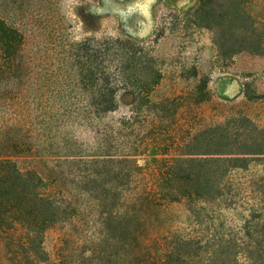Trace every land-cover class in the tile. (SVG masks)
Instances as JSON below:
<instances>
[{
	"label": "rangeland",
	"instance_id": "obj_1",
	"mask_svg": "<svg viewBox=\"0 0 264 264\" xmlns=\"http://www.w3.org/2000/svg\"><path fill=\"white\" fill-rule=\"evenodd\" d=\"M199 4L200 0H0V20L24 40L13 72H0V155L12 153L22 170L38 169L47 175L49 187L60 185V197L72 205L73 214L45 232L47 260L38 264H131L130 248L119 238L113 244L102 241L94 222L97 213L85 205L92 203L82 194L88 171L95 168L91 162L98 161L101 169L103 161L136 162L140 175L120 180L132 185L130 191H122L127 203L153 184L158 160L163 159L141 146L156 137L154 133L168 128L172 135L185 137L244 117L264 129V57L242 52L220 58L213 30L195 24ZM246 9L264 24V0H248ZM89 40L132 41L151 49L162 79L150 99L173 101L177 115L159 127L146 114L138 125L129 123L136 117L137 103L128 89L118 92L115 111L85 113L91 97L80 89L72 54ZM136 151L139 156H134ZM125 166L117 165L116 173ZM226 184L218 199L164 203L151 212L139 229L148 234L144 251L152 257L147 264L164 259L175 237L198 241L203 249L224 241L248 243L245 232H254L264 207V157L246 170L232 171ZM0 258L2 264H16L4 244Z\"/></svg>",
	"mask_w": 264,
	"mask_h": 264
},
{
	"label": "trees",
	"instance_id": "obj_2",
	"mask_svg": "<svg viewBox=\"0 0 264 264\" xmlns=\"http://www.w3.org/2000/svg\"><path fill=\"white\" fill-rule=\"evenodd\" d=\"M247 2L200 0L193 14L195 24L213 30V43L224 60L242 52L264 57V24L260 25L247 11ZM23 42L17 30L0 20V72H13ZM72 55L80 89L91 97L85 113L115 111L118 92L128 89L135 94L137 103L136 117L129 123L138 125L146 114L159 127L165 119L172 120L177 115L178 107L173 101L154 103L150 99L162 73L153 51L146 46L132 41L89 40L77 45ZM162 131L164 135L154 133L156 137L141 143L163 157L158 160L150 187L135 193L126 203L122 191H130L132 185L120 180H134L141 168L130 159L103 161V169L93 161L95 168L88 171L82 193L92 202L85 205L97 213L94 222L98 223L102 241L113 244L119 238L131 250V264H147L152 257L144 251L148 234L139 230L152 211L164 203L218 199L224 195L226 179L232 171L246 170L251 162L264 157V129L246 117L185 137L172 135L168 128ZM136 152L134 156H139L140 152ZM13 156L0 155V247L4 244L16 264L43 263L47 260L44 234L73 214L72 205L60 197V185L49 187L47 175L38 169L22 170ZM117 165L126 166L116 173ZM260 213L254 232H245L250 239L247 244L224 241L203 249L198 241L175 237L166 246L164 259L149 264H264V207Z\"/></svg>",
	"mask_w": 264,
	"mask_h": 264
}]
</instances>
